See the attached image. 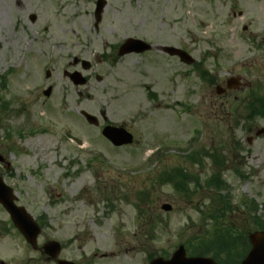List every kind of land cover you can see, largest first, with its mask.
Returning <instances> with one entry per match:
<instances>
[{
	"label": "rangeland",
	"instance_id": "rangeland-1",
	"mask_svg": "<svg viewBox=\"0 0 264 264\" xmlns=\"http://www.w3.org/2000/svg\"><path fill=\"white\" fill-rule=\"evenodd\" d=\"M89 1L0 0V156L8 163L0 162V172L20 203L34 216L68 217L83 241L112 253L102 264H138L147 246L171 252L204 234L210 220L203 212L209 218L219 206L230 209L225 219L239 232L259 229L253 216L257 207L264 219V115L251 117L244 106L252 94L264 95V0H106L100 21ZM135 36L153 49L108 59ZM168 45L202 67L161 51ZM74 71L87 83H73ZM235 76L237 88L217 94L216 85ZM102 113L129 125L134 142L114 147L102 136ZM195 150L218 151L223 165L195 159ZM174 168L200 186L160 184ZM218 172L223 186L204 188ZM142 190L149 196L141 203ZM164 203L172 209L163 211ZM155 214L163 226L150 233Z\"/></svg>",
	"mask_w": 264,
	"mask_h": 264
},
{
	"label": "flooded vegetation",
	"instance_id": "flooded-vegetation-1",
	"mask_svg": "<svg viewBox=\"0 0 264 264\" xmlns=\"http://www.w3.org/2000/svg\"><path fill=\"white\" fill-rule=\"evenodd\" d=\"M98 1L90 0L87 4L92 3L97 10ZM107 6L106 1L104 9ZM101 18L102 16L96 17L97 21ZM119 58L121 57L117 59L120 60ZM102 116L104 118L102 128L106 124H112L124 126L130 130L129 125L123 122L111 123L107 121L105 113H102ZM0 162L8 165L5 158ZM0 176H3L6 182L8 174L0 172ZM16 204L23 205L18 197H16ZM35 218L36 224L25 232L19 228L12 214L0 202V264H102L111 258L112 253H101L98 247L92 246L90 237H85L86 241H83L82 231L68 217H50L40 214ZM162 226L160 222H157V217H154L150 225V233L161 229ZM155 237L156 234L149 235V238ZM137 245L139 251L146 246L142 241H138ZM149 248L147 246L144 249L146 250L145 258L138 264H150L157 256L164 258L171 256L165 254L163 249L154 251Z\"/></svg>",
	"mask_w": 264,
	"mask_h": 264
},
{
	"label": "water",
	"instance_id": "water-1",
	"mask_svg": "<svg viewBox=\"0 0 264 264\" xmlns=\"http://www.w3.org/2000/svg\"><path fill=\"white\" fill-rule=\"evenodd\" d=\"M101 11V10H100ZM100 13V12H98ZM120 54L125 55L126 53H136V52H145L152 48V45L144 42L140 39H129L127 40L121 47ZM163 50L171 55H177L182 58V60L188 64L194 62V57L190 56L185 50L181 48H177L175 46H166ZM84 67L86 69L90 68V63L88 61H84ZM48 77L50 76L49 71ZM71 78L76 85H82L86 83L85 77L81 75L79 72H74L71 74ZM227 85L229 88H236L239 85V77L231 78L228 80ZM52 88L50 87L47 91H45V95L50 96ZM218 93H224L225 89L220 86H217ZM83 115L86 116L87 120L91 124H97L98 119L95 115H91L86 111H83ZM264 132V128H261L258 132ZM104 136H107L116 146L129 144L133 142L134 136L127 132L124 128L114 127V126H106L103 131ZM0 200L5 207L8 208L10 212L15 216L16 221L20 222V228L28 229L30 227L29 221L31 217L28 215L25 208L17 207L14 204V195H12V189L4 184L2 178H0ZM163 210H171L172 205L169 203H164L162 206ZM249 240L251 242V249L249 253L245 256L242 261V264H264V231L257 230L253 231V233L249 234ZM152 264H219L214 258L210 257H187L185 247L182 245L175 252L174 257L171 260L164 261L163 259H156Z\"/></svg>",
	"mask_w": 264,
	"mask_h": 264
},
{
	"label": "trees",
	"instance_id": "trees-1",
	"mask_svg": "<svg viewBox=\"0 0 264 264\" xmlns=\"http://www.w3.org/2000/svg\"><path fill=\"white\" fill-rule=\"evenodd\" d=\"M205 74L207 75L208 72L205 71V73H203L202 75L205 77ZM255 97V100H253L247 107L248 110H250L249 115L251 117L264 115V97ZM193 157L196 158V155L193 154ZM214 161V163L216 165H219L221 168V166L223 165L221 157L215 158ZM185 175L186 173L183 170L177 169V171H175L174 173L163 176L160 181L162 182V184L164 182L172 183L177 191L189 190L190 184H193L195 186L197 184L198 187V183L200 181L199 178H196V180L193 181L186 180L188 181L186 182L184 181ZM222 177L223 175L221 172H218V174H212L211 177L208 178L205 182L204 188H206L209 184H211V186H213L215 189L221 188L224 184ZM191 179L194 178L191 177ZM256 209L257 207L254 208L253 216L254 221L256 223L255 225L259 229L264 230V219L257 217ZM229 210V208L219 206L216 210L212 209L211 211H209V228L204 229V234L200 233L198 235H193L190 236L187 240H185L187 249L190 254H211L220 263L240 264L238 261L239 259H237V257L242 258L248 252L247 250L250 247L248 233L244 231L239 232L237 224H234L232 221H230L229 218H227L228 220L225 219L229 214ZM242 236H244V240H246L242 248V250L244 249L243 254L241 252L236 253L238 251L237 245L239 244V240L242 239ZM207 237H209L210 243L206 242Z\"/></svg>",
	"mask_w": 264,
	"mask_h": 264
},
{
	"label": "bare ground",
	"instance_id": "bare-ground-1",
	"mask_svg": "<svg viewBox=\"0 0 264 264\" xmlns=\"http://www.w3.org/2000/svg\"><path fill=\"white\" fill-rule=\"evenodd\" d=\"M54 28H55V25L53 26ZM39 59H38V57L37 58H35V61L37 62ZM35 81V79L34 80H32L31 82H34ZM43 142V140H41L40 139V141H39V143L41 144Z\"/></svg>",
	"mask_w": 264,
	"mask_h": 264
}]
</instances>
